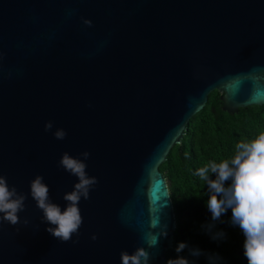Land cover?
Listing matches in <instances>:
<instances>
[{"label": "water", "instance_id": "95a60500", "mask_svg": "<svg viewBox=\"0 0 264 264\" xmlns=\"http://www.w3.org/2000/svg\"><path fill=\"white\" fill-rule=\"evenodd\" d=\"M213 90L230 114L264 105V0H0V175L26 196L0 223V264H121L139 247L162 264L176 219L159 166ZM65 152L98 183L62 242L30 183L63 211Z\"/></svg>", "mask_w": 264, "mask_h": 264}, {"label": "clouds", "instance_id": "9594fccd", "mask_svg": "<svg viewBox=\"0 0 264 264\" xmlns=\"http://www.w3.org/2000/svg\"><path fill=\"white\" fill-rule=\"evenodd\" d=\"M84 24L91 26L90 20H84ZM45 131H51L52 121L45 124ZM58 140H63L67 133L63 129H57L53 133ZM87 160L90 153H81ZM84 160L76 159L65 152L60 160V165L65 171L78 178L74 189L64 194L63 199L68 202L66 208L61 211L58 204L49 200V188L43 182L42 176H36L30 183V194L36 201L37 207L43 212V220L55 227H48V231L54 238L67 242L73 234H79V228L83 223L78 204L81 198L89 199L90 190L98 183L96 177H89L86 172L87 165ZM216 178L211 179L210 175ZM196 175L206 182L209 192L207 201L208 210L212 219L220 217L231 209V224L238 226L243 233V250L248 264H264V132L260 133L250 142H240L236 145L234 158L220 163L209 161L199 168ZM26 196L17 192L15 186L9 188L7 180L0 175V223L6 221L11 225L20 222L18 213L25 210ZM28 224V220H24ZM209 229L211 225L208 226ZM160 236H167V231H161ZM220 232L213 239L224 237ZM97 237L92 236L95 240ZM78 242V241H77ZM150 247L158 245V236L148 240ZM188 245L181 242L176 247L177 253L182 252ZM190 255L199 257L204 253L198 249H190ZM121 264H149L152 258L144 247L137 248L132 254L122 251ZM212 257H209L211 259ZM166 264H190L189 260L178 256L169 259Z\"/></svg>", "mask_w": 264, "mask_h": 264}, {"label": "trees", "instance_id": "16d2710c", "mask_svg": "<svg viewBox=\"0 0 264 264\" xmlns=\"http://www.w3.org/2000/svg\"><path fill=\"white\" fill-rule=\"evenodd\" d=\"M220 104L218 91H211L204 107L190 118L181 141L159 166L168 184L176 219L173 244L166 250L162 264L178 256L188 259L190 264H241L237 251L243 249V233L231 224V209L219 220L212 219L207 207L210 195L207 184L196 172L209 161H230L238 143L250 142L264 132V105L243 107L230 114ZM210 178L215 179V174ZM185 211L192 213L193 218L182 219ZM220 232L224 237L213 239ZM181 242L188 247L177 253L175 249ZM193 248L204 255H190Z\"/></svg>", "mask_w": 264, "mask_h": 264}, {"label": "rangeland", "instance_id": "374dc122", "mask_svg": "<svg viewBox=\"0 0 264 264\" xmlns=\"http://www.w3.org/2000/svg\"><path fill=\"white\" fill-rule=\"evenodd\" d=\"M186 214H187V215L182 216V219H187V220H189V219H190V213H187V212H186Z\"/></svg>", "mask_w": 264, "mask_h": 264}, {"label": "flooded vegetation", "instance_id": "af4514ba", "mask_svg": "<svg viewBox=\"0 0 264 264\" xmlns=\"http://www.w3.org/2000/svg\"><path fill=\"white\" fill-rule=\"evenodd\" d=\"M186 212H187V213H190L189 211H185V212H184V215H187ZM193 216H194V215H193L192 213H190V218H191V217L193 218Z\"/></svg>", "mask_w": 264, "mask_h": 264}]
</instances>
